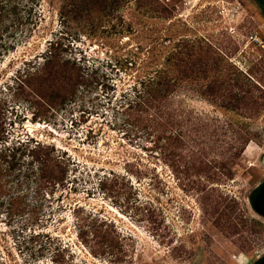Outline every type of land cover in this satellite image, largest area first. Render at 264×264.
Instances as JSON below:
<instances>
[{"label": "rangeland", "instance_id": "obj_1", "mask_svg": "<svg viewBox=\"0 0 264 264\" xmlns=\"http://www.w3.org/2000/svg\"><path fill=\"white\" fill-rule=\"evenodd\" d=\"M104 3L0 0V155L29 147L0 162V264H264V0ZM158 71L187 175L120 115ZM37 145L62 183L42 180Z\"/></svg>", "mask_w": 264, "mask_h": 264}, {"label": "trees", "instance_id": "obj_2", "mask_svg": "<svg viewBox=\"0 0 264 264\" xmlns=\"http://www.w3.org/2000/svg\"><path fill=\"white\" fill-rule=\"evenodd\" d=\"M104 1L105 0H89L91 4H93L94 2V4H96L95 6H99L100 3L105 4ZM68 65L71 64L68 62L62 63L61 65H58V67L60 68V70L62 69L61 72H70L71 70L74 87L80 88L83 86L89 87L90 85H92L94 81L92 76L85 74L81 66L72 64L71 68H69ZM199 72H202L201 75L206 74L201 69L198 71V73ZM178 75L181 77L179 78L180 80H184L187 78V72L184 68L179 70ZM175 82L170 72L168 73L158 71L155 73L154 77L149 78L145 85H140V91L138 90V88H134L132 90V92L134 93L133 99L121 95L119 109L121 110L120 115L124 117L123 124L125 126H131L138 129L145 128L150 130V133H148L147 136V140L149 144L152 143V148L154 147L164 152L166 150L172 149V153L170 152L171 154H169L170 167L178 173L184 172L185 175H187V172L191 170V167L186 166V163H182V161H186L182 159L177 150L182 148L184 144H182L180 136H173L174 128H177L178 126L175 127L176 123L171 122L170 115L168 113V106L170 105L171 96L176 90ZM218 86L219 85L217 83H214V85L212 86L213 90L215 91V95H217L218 91L220 90ZM254 103L252 105L255 106ZM157 133H160L159 136H157ZM163 140L164 144L160 146ZM250 141L251 139L247 134L238 136V140L236 142L237 146L239 147L238 151L234 152L232 157L229 158V162L227 163V165L220 166V168L224 169V172H222V176H224L226 179L232 178L233 173L231 171V166L235 165V162L241 157ZM26 148H29L28 145H19V147L12 149V153H10L8 149H4V153H1L0 155V162L8 164L9 161L11 162L13 159H15L16 153L19 150ZM7 151L9 152V155L5 154V152ZM41 151L42 150L39 148V145H37L36 147H34V149L30 150V153L32 154V156H35L36 161L41 166L42 180L47 184H52L54 182L59 184L62 183L66 175L65 168L61 163H53V161L47 155H45L44 159H42V153H40ZM199 165H202V163L199 162ZM112 178H115V176L112 175ZM107 181L108 179H105L103 182ZM191 183L193 185H200V182ZM219 199L220 203L225 200L222 197H219ZM95 236L96 238L100 237L99 239L102 240L101 243L103 242L102 245H104V236H99L96 233Z\"/></svg>", "mask_w": 264, "mask_h": 264}, {"label": "water", "instance_id": "obj_3", "mask_svg": "<svg viewBox=\"0 0 264 264\" xmlns=\"http://www.w3.org/2000/svg\"><path fill=\"white\" fill-rule=\"evenodd\" d=\"M256 206L260 211L264 212V189L261 191L257 198Z\"/></svg>", "mask_w": 264, "mask_h": 264}]
</instances>
